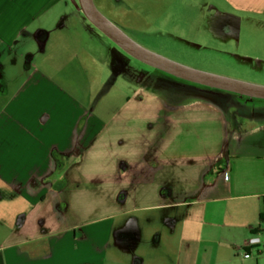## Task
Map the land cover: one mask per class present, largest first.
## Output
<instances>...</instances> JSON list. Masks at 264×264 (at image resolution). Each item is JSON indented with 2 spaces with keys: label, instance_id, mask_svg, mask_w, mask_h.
<instances>
[{
  "label": "crops",
  "instance_id": "crops-1",
  "mask_svg": "<svg viewBox=\"0 0 264 264\" xmlns=\"http://www.w3.org/2000/svg\"><path fill=\"white\" fill-rule=\"evenodd\" d=\"M215 5L239 33L264 25V0ZM73 9L0 0V264H105L150 207L187 209L173 264H260L262 241L242 247L264 233V99L145 72L108 108L117 80L90 65L104 34Z\"/></svg>",
  "mask_w": 264,
  "mask_h": 264
},
{
  "label": "rangeland",
  "instance_id": "rangeland-1",
  "mask_svg": "<svg viewBox=\"0 0 264 264\" xmlns=\"http://www.w3.org/2000/svg\"><path fill=\"white\" fill-rule=\"evenodd\" d=\"M66 1L73 12V0ZM93 1L115 25L156 53L209 73L264 85V25L243 21L239 33L235 18L223 19L221 8L215 5L218 0ZM101 36L93 42L97 61L90 65L94 73L102 67L104 72L109 71L107 80L111 77L117 80L111 96L103 98V105L108 108L110 102L112 107L115 102L118 104L122 94L130 86L137 85L145 72L177 80L134 59ZM112 48L118 52L115 62H112ZM26 59L27 55L23 60ZM255 100L253 102H258ZM0 196H3L1 192ZM185 210L186 207H150L134 213L135 230L129 232L128 224L124 228L118 227L107 248L105 264H135L137 260L141 264H163L164 260L173 264L174 256L168 251L173 245L170 235L174 227L172 216ZM196 210L199 208L192 211ZM118 220L123 223L125 218ZM181 226L176 223L177 228ZM260 236L262 251L258 254L255 249L251 250L260 264H264V233Z\"/></svg>",
  "mask_w": 264,
  "mask_h": 264
},
{
  "label": "water",
  "instance_id": "water-1",
  "mask_svg": "<svg viewBox=\"0 0 264 264\" xmlns=\"http://www.w3.org/2000/svg\"><path fill=\"white\" fill-rule=\"evenodd\" d=\"M86 18L136 60L177 78L250 98L264 99V85L196 69L156 53L132 39L100 12L93 0H77Z\"/></svg>",
  "mask_w": 264,
  "mask_h": 264
},
{
  "label": "built area",
  "instance_id": "built-area-1",
  "mask_svg": "<svg viewBox=\"0 0 264 264\" xmlns=\"http://www.w3.org/2000/svg\"><path fill=\"white\" fill-rule=\"evenodd\" d=\"M226 177H229V169H226ZM262 239L258 235H252L250 236L246 242L245 245L242 247V250H244V257L248 258L250 256V252L247 249L248 247H254L261 243Z\"/></svg>",
  "mask_w": 264,
  "mask_h": 264
},
{
  "label": "trees",
  "instance_id": "trees-1",
  "mask_svg": "<svg viewBox=\"0 0 264 264\" xmlns=\"http://www.w3.org/2000/svg\"><path fill=\"white\" fill-rule=\"evenodd\" d=\"M244 97H247V96H244ZM247 98H248V97H247ZM260 218H261V220L264 219V208H263V211H262L261 214H260Z\"/></svg>",
  "mask_w": 264,
  "mask_h": 264
}]
</instances>
